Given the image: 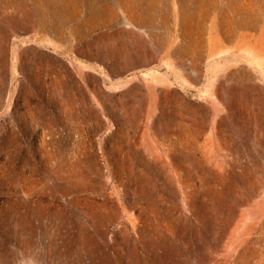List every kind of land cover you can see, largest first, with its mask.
Returning a JSON list of instances; mask_svg holds the SVG:
<instances>
[{
    "label": "rangeland",
    "instance_id": "obj_1",
    "mask_svg": "<svg viewBox=\"0 0 264 264\" xmlns=\"http://www.w3.org/2000/svg\"><path fill=\"white\" fill-rule=\"evenodd\" d=\"M0 264H264V0H0Z\"/></svg>",
    "mask_w": 264,
    "mask_h": 264
}]
</instances>
